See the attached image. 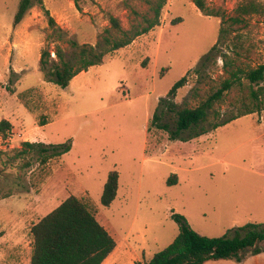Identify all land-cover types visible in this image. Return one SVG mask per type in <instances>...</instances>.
I'll use <instances>...</instances> for the list:
<instances>
[{"label": "rangeland", "instance_id": "obj_1", "mask_svg": "<svg viewBox=\"0 0 264 264\" xmlns=\"http://www.w3.org/2000/svg\"><path fill=\"white\" fill-rule=\"evenodd\" d=\"M165 1L158 26L61 89L43 81L39 71L41 51L54 49V38L47 42L52 31L45 10L65 32L57 43L70 53L68 39L101 43L109 16L123 30L152 19L154 0H81L79 8L74 0H42L16 28L19 0H0V120L10 122L13 132L0 139V264H30L32 225L70 196L116 243L103 264L148 262L178 235L172 214L207 238L233 237L247 224H264V110L211 128L249 103L246 80L209 114L202 125L207 133L172 141L166 131H147L160 100L179 79L187 81L173 103L195 108L228 77L215 56L196 70L238 3L205 0L220 19L203 15L191 0ZM224 28L227 40L219 50L227 52L228 43L241 36V48L227 53L235 65L264 66V16L234 26L226 21ZM174 120L171 113L165 116L170 130ZM22 142L69 143L70 150L41 165L33 154L13 157ZM112 171L119 175L117 195L103 207L102 189ZM172 176L176 184L168 185Z\"/></svg>", "mask_w": 264, "mask_h": 264}, {"label": "trees", "instance_id": "obj_2", "mask_svg": "<svg viewBox=\"0 0 264 264\" xmlns=\"http://www.w3.org/2000/svg\"><path fill=\"white\" fill-rule=\"evenodd\" d=\"M80 1L74 0L77 8H79ZM191 1L203 15L224 19L219 12L210 10L205 0ZM237 1L234 16L222 21L216 43L201 58L200 67L196 70L199 73L200 68L205 67V64L215 56L222 60L228 77L219 88L195 108L179 107L173 103L176 92L187 81L186 76L182 77L170 88L166 97L160 100L159 106L147 126V131L153 127L166 131L172 141H187L207 133V129L202 125L207 122L209 114L215 113L216 105L224 103L225 96L229 91L243 85L242 80H246L249 86V103L243 104L237 114L212 125L211 128L215 130L240 117L264 110V66L245 70L235 65L234 59L227 53L231 51L235 54V50L241 48V36H235V40L228 43L227 52L219 50V46L225 44L227 40L228 31L227 28H224L226 21H229L230 26H234L245 22L250 17L264 16V2L259 0ZM36 4L41 5L42 0H19L12 27L16 28ZM165 4V0H154L151 5V10L154 13L153 18H145L144 22L132 25L128 30H123L119 21L109 16V25L99 36L101 43L92 47L87 44L79 45L76 41L68 39L66 42L72 49L70 53H66L57 43V41H64L65 32L58 28L53 18L45 10L48 25L52 31L47 42L49 43V39L54 38L52 41L54 56L51 57L52 51L48 46L40 53L39 71L43 81L52 83L61 89L67 88L70 81L76 76L88 71L91 67L102 64L106 55L126 48L137 38L158 26L161 10ZM261 84L263 85L261 86ZM168 113L175 117L174 130H170L165 122V116ZM184 133H189L191 137L182 138ZM12 135L10 122L5 119L0 120V139L6 140ZM69 150V143L53 145L42 142H22L21 147L12 153L13 157L18 159L33 154L37 157L39 164L45 165L49 160L61 157ZM0 153L2 154V152ZM175 177L170 178L168 185L176 184ZM118 178L119 175L116 171L109 173L100 198L103 207H109L115 200ZM171 219L178 225V235L165 249L157 252L144 264H204L210 260L226 259H234L239 262L245 253L256 255L264 252V224H247L237 229L233 237L207 238L197 234L183 216L172 214ZM31 235L33 248L30 264H103L116 247L115 241L106 229L74 196L66 198L36 224H33Z\"/></svg>", "mask_w": 264, "mask_h": 264}, {"label": "crops", "instance_id": "obj_3", "mask_svg": "<svg viewBox=\"0 0 264 264\" xmlns=\"http://www.w3.org/2000/svg\"><path fill=\"white\" fill-rule=\"evenodd\" d=\"M204 264H264V253H259L256 255H251L250 253H245L241 261H236L234 259L226 260H210Z\"/></svg>", "mask_w": 264, "mask_h": 264}]
</instances>
